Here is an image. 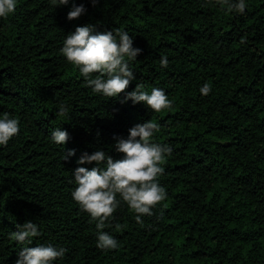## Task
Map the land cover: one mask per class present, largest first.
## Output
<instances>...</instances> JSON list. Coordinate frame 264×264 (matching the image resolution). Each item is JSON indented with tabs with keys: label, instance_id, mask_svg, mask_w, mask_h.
I'll return each instance as SVG.
<instances>
[{
	"label": "trees",
	"instance_id": "trees-1",
	"mask_svg": "<svg viewBox=\"0 0 264 264\" xmlns=\"http://www.w3.org/2000/svg\"><path fill=\"white\" fill-rule=\"evenodd\" d=\"M245 3L239 14L215 0H17L0 18V117L20 128L0 146V264L38 245L66 249L52 264H264V0ZM73 5L85 12L69 21ZM86 25L127 32L142 50L125 57L135 79L117 98L93 92L61 53ZM137 84L162 89L172 108L124 102ZM150 120L159 126L151 142L172 150L157 177L166 199L137 223L117 194L98 230L73 200L72 173L96 167L78 164L84 153L122 159L116 138ZM58 128L69 134L64 146L52 141ZM26 222L39 235L20 244L12 233ZM99 231L118 247L97 248Z\"/></svg>",
	"mask_w": 264,
	"mask_h": 264
},
{
	"label": "clouds",
	"instance_id": "clouds-1",
	"mask_svg": "<svg viewBox=\"0 0 264 264\" xmlns=\"http://www.w3.org/2000/svg\"><path fill=\"white\" fill-rule=\"evenodd\" d=\"M93 6L97 0H91ZM69 0H52L53 5L64 6ZM212 3V0H208ZM222 8L227 7L229 12L243 14L246 9L245 0H215ZM17 0H0V18H8L14 14ZM85 12L83 5H73L67 19H78ZM141 49L133 47V39L127 32L115 30L98 31L94 25L77 27L73 33L66 36L61 49L62 55L74 67L78 68L86 86L93 92L105 97L117 98L125 93L130 83L135 79L125 60H136ZM161 66L167 67L168 59L161 57ZM93 74H98L93 77ZM144 85L137 84L134 91L127 93L124 102L131 100L133 104L143 103L153 112L159 113L164 109L172 108V102L160 88H152L151 93L143 90ZM200 92L203 96L209 95L211 86L205 83ZM68 109L61 104L58 115L66 116ZM20 131L19 121L9 118L8 114L0 117V146H7L9 141ZM159 131L158 124L151 120L137 124L129 129L125 138H116L114 145L122 159L114 160L103 150L89 155L84 153L78 164H95L91 170L77 167L72 173L77 185L72 192L73 200L87 213L92 221H97L96 228L102 230L105 222L112 217L119 206L116 199L120 195L123 202L134 211L137 223H142L143 215L152 216L157 204L166 199V191L157 182V177L163 174L161 165L166 157L171 155V148L167 145L152 143L155 132ZM69 140L67 131L56 129L52 133V141L57 145H65ZM75 155L71 150L64 155V160ZM103 165V167H101ZM117 229L120 225H116ZM39 235L38 226L33 222H26L20 229L12 233V237L20 244H31V238ZM97 248L101 250L116 249L118 242L109 234L98 232ZM66 249L55 248L52 245H38L23 247L18 253L16 264H52L65 255Z\"/></svg>",
	"mask_w": 264,
	"mask_h": 264
}]
</instances>
